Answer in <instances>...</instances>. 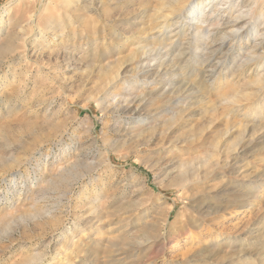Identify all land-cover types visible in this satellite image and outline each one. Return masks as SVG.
<instances>
[{"label":"rangeland","instance_id":"374dc122","mask_svg":"<svg viewBox=\"0 0 264 264\" xmlns=\"http://www.w3.org/2000/svg\"><path fill=\"white\" fill-rule=\"evenodd\" d=\"M166 1L0 0V264H264V61Z\"/></svg>","mask_w":264,"mask_h":264},{"label":"bare ground","instance_id":"6f19581e","mask_svg":"<svg viewBox=\"0 0 264 264\" xmlns=\"http://www.w3.org/2000/svg\"><path fill=\"white\" fill-rule=\"evenodd\" d=\"M64 1L68 2V0H64ZM162 6H163V9L166 10L165 11L166 13L161 12V16L159 18L161 19V21L158 25H160L159 27L160 29L161 28L164 29L163 30L164 33H166V31L172 25L179 24L181 27H184V26L187 27L188 31L191 32L190 34L191 39H193L194 41L201 40L204 47L207 45L211 47L212 44H215V43H218L221 46L225 44L226 39H230L233 42L232 46H234V48L237 51L241 50L244 43L246 44V42L249 43V41H254L250 49L251 51L249 52L248 56H246L245 59L242 61V64L238 65V69L243 68V67L245 68V66L247 65L259 67L260 64L264 61V52H262L263 58H261L262 56H259L257 54V51L260 49L263 43L261 39L264 38V0H167L166 2H163ZM245 6L248 9L246 11H242V9H244ZM8 10H7V7H4L0 10V31L2 27L4 26V24H8V20H6V17L8 15ZM50 19L48 20V22L51 21ZM46 31H47L46 28L39 29L38 36L37 35L35 36L34 41L35 42L37 41L38 43H45L46 40L44 39V33H46ZM256 37L260 38L259 40H257L258 42H256V40H253ZM16 39L21 42L20 43L18 42V44L15 46L11 42H9L11 41V39L6 41L5 44L1 45L0 55L6 54V53L12 54V53H15V51L22 49L24 50L25 53L21 58L27 59V57H29L28 55V52L30 51L29 48L27 49V45L26 43H24L25 42L24 40L18 37H16ZM194 45H199V43L196 42L194 43ZM212 49L213 47H211L209 50L210 56H213L216 51V49H213V50ZM152 51H155L153 47L151 48L145 47L138 53H135L134 57L138 61V59H141V57H144L147 55L156 56L155 58H158L157 56H160V53L151 55ZM182 54L183 53L178 52L177 56L180 57ZM164 56L167 57L168 55H162L161 57H164ZM160 58L157 59L160 63L156 67L157 69L156 74H158L159 72L168 73L169 69L172 68L173 66L170 65V63L165 64L162 60L160 61ZM35 69L38 75L40 73H43L42 71L46 72L45 71L46 69L45 67H43V65L36 64ZM150 72L151 70H147V72L145 73L147 74ZM46 73H48V71ZM13 76L16 77L15 74ZM118 76L119 75L116 74L115 76L109 78V81L107 82V84H109L110 81H112L115 77H118ZM258 83H261V82L258 81ZM261 89L263 90L264 86ZM188 95L189 94H187V96ZM241 97H243V95ZM229 103L231 105L235 104L234 101L232 100L229 101ZM138 106H140V104ZM252 108L254 110L255 105ZM25 164H30V162H27ZM33 172H36L35 169H33ZM9 176H10V179L8 181L12 182L15 185L17 179L22 178L23 174L22 172L18 171V172L9 174ZM6 181H7L6 178L2 179L3 183H5ZM255 255H257V257L264 258V252L258 253V254L255 253ZM41 257L42 256L39 257L38 259L39 261L37 260L40 263L43 260ZM242 261L244 262L243 259Z\"/></svg>","mask_w":264,"mask_h":264}]
</instances>
